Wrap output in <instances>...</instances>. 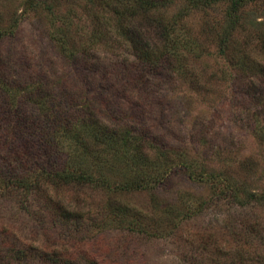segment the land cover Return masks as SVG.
<instances>
[{"label": "rangeland", "instance_id": "374dc122", "mask_svg": "<svg viewBox=\"0 0 264 264\" xmlns=\"http://www.w3.org/2000/svg\"><path fill=\"white\" fill-rule=\"evenodd\" d=\"M39 1L0 0V29L14 27L0 42V67L24 89L38 87L36 99L66 107L70 118L82 112L132 127L145 137L152 168L130 192L51 193L58 206L90 213V227L81 216L72 229L60 221L50 229L0 200V247L10 246L7 239L55 245L79 264H264V0L242 10L225 48V5L191 10L173 0L165 13L185 12L194 49L162 63L160 51H150L157 66L136 59L98 0ZM138 24L149 38L144 20ZM60 29L72 58L52 40ZM107 200L132 215L105 222ZM34 261L21 264H49Z\"/></svg>", "mask_w": 264, "mask_h": 264}, {"label": "trees", "instance_id": "16d2710c", "mask_svg": "<svg viewBox=\"0 0 264 264\" xmlns=\"http://www.w3.org/2000/svg\"><path fill=\"white\" fill-rule=\"evenodd\" d=\"M98 1L112 13L110 25L121 40L132 45L137 60L149 59L151 64L148 62V65H153L150 51H160L161 57L157 59L160 63L170 61L179 53L193 51L194 41L183 24L185 12L180 8L172 15L165 13L173 0ZM185 1L191 10L225 5V23L219 36L221 48H225L229 37L241 27L242 10L259 2ZM39 2L45 4L44 0ZM47 9L50 11L48 6ZM142 20L149 38H142L138 32V22ZM13 28L0 29V42L13 33ZM147 38L152 42H147ZM52 40L62 53L72 58L62 29L52 34ZM33 87L29 85L24 89L18 82L9 80L0 67V200L9 201L17 210L41 219L50 229H57L58 221L68 230L72 229L80 224L81 216L86 217L84 223L89 227L94 226L88 222L90 213L83 215L58 206L51 193L54 191L57 195L58 190L86 187L110 195L139 189L150 177L147 170L152 168L145 160V137H138L127 125L116 128L105 125L98 115L85 113L86 117L81 116V112L79 117L70 118L63 105L49 104L42 96L36 99L34 94L38 87ZM106 202V207L100 209L105 222L122 224L124 217L132 215L129 209L115 206L110 200ZM6 242L10 246L0 247V262L11 259L13 264H21L33 257L34 262L79 264L67 259V252L55 245L19 247L15 241L7 239Z\"/></svg>", "mask_w": 264, "mask_h": 264}]
</instances>
